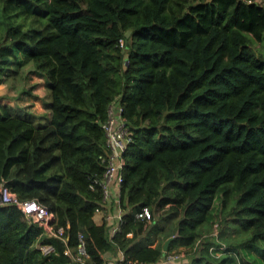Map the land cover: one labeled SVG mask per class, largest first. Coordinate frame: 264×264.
<instances>
[{
    "label": "trees",
    "instance_id": "16d2710c",
    "mask_svg": "<svg viewBox=\"0 0 264 264\" xmlns=\"http://www.w3.org/2000/svg\"><path fill=\"white\" fill-rule=\"evenodd\" d=\"M10 60L45 77L50 115L40 123L0 101V182L45 205L64 238L0 203V264H77L65 250L79 233L96 264L116 250L159 264L169 237L167 251L184 247L186 259L167 264H229L231 251L264 244L261 2L0 0V70ZM116 97L133 140L110 236L89 182L104 170ZM143 206L151 218L135 217Z\"/></svg>",
    "mask_w": 264,
    "mask_h": 264
},
{
    "label": "built area",
    "instance_id": "2783aa9c",
    "mask_svg": "<svg viewBox=\"0 0 264 264\" xmlns=\"http://www.w3.org/2000/svg\"><path fill=\"white\" fill-rule=\"evenodd\" d=\"M261 2L260 0H254ZM251 2V0H249ZM121 45L123 41L120 40ZM105 135V148L107 154L102 158L104 162V170L101 175H93L90 178L89 186L92 189L101 191V199L103 208L105 209L104 221L114 219L116 224L111 228V235H114L120 228L123 221L124 209L121 205L120 189L123 181V166L125 164L124 153L132 142V132L123 114V106L118 97L114 98L107 107V117L102 123ZM115 189L118 193L114 194ZM0 203H14L21 211L30 219L39 221L44 227L45 232L49 236L63 239L64 227L56 226L54 222V214L36 199L18 200L16 195L4 183L0 182ZM115 206L117 211L112 214L108 211L109 207ZM152 216L148 206H143L135 211V217L139 219H149ZM38 248L43 254L54 251L51 244L39 243ZM66 253L72 256L73 262L77 264H96L90 259V255L86 250L85 237L82 233L78 234V244L75 249L67 248ZM181 251H164L160 263L167 264L176 261L182 257ZM103 264H139L138 262L125 257L122 251L115 258H109Z\"/></svg>",
    "mask_w": 264,
    "mask_h": 264
},
{
    "label": "rangeland",
    "instance_id": "374dc122",
    "mask_svg": "<svg viewBox=\"0 0 264 264\" xmlns=\"http://www.w3.org/2000/svg\"><path fill=\"white\" fill-rule=\"evenodd\" d=\"M260 1L264 5V0ZM10 61L3 67L4 70H0V101L12 106L18 112L32 114L36 119L43 118L37 121L44 123V120L47 121L49 116L45 98V82L41 80V75L34 70L31 63L17 66V63ZM218 206L219 199L217 198L215 210L219 208ZM160 211L161 209L158 213ZM184 250V247L173 249L175 252L181 251L183 258L186 259ZM215 254L218 255L220 252L217 250ZM229 255L235 256L229 264H236V256L264 263V244L259 247L241 246L231 251Z\"/></svg>",
    "mask_w": 264,
    "mask_h": 264
},
{
    "label": "crops",
    "instance_id": "0c3cea01",
    "mask_svg": "<svg viewBox=\"0 0 264 264\" xmlns=\"http://www.w3.org/2000/svg\"><path fill=\"white\" fill-rule=\"evenodd\" d=\"M40 78L43 82H45V77L43 75H41ZM49 115H50V113H49ZM48 118H49V116H48ZM117 193H118V191H117V189H115L114 194H117ZM108 211H110L112 214H114L117 211V209L115 206L112 205L111 207H109ZM104 214H105V209L102 207L100 210H98L94 214L93 219L97 224L105 223L107 225V231H108L109 235L112 236L111 235V228L116 224V221L114 219H110L109 221H104ZM177 248L179 249L182 247H177ZM177 248H175V249H177ZM112 255H114V258L117 257L119 255V251L116 250L115 253L108 252L105 254L106 257H111ZM176 262L178 263V261H176ZM159 264H162V263H159Z\"/></svg>",
    "mask_w": 264,
    "mask_h": 264
},
{
    "label": "water",
    "instance_id": "95a60500",
    "mask_svg": "<svg viewBox=\"0 0 264 264\" xmlns=\"http://www.w3.org/2000/svg\"><path fill=\"white\" fill-rule=\"evenodd\" d=\"M170 240H171V237H169L168 239L165 240V242L163 244V251L167 250Z\"/></svg>",
    "mask_w": 264,
    "mask_h": 264
}]
</instances>
